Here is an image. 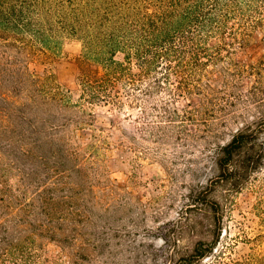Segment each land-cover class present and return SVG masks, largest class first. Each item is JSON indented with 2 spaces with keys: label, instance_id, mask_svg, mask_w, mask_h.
Here are the masks:
<instances>
[{
  "label": "trees",
  "instance_id": "1",
  "mask_svg": "<svg viewBox=\"0 0 264 264\" xmlns=\"http://www.w3.org/2000/svg\"><path fill=\"white\" fill-rule=\"evenodd\" d=\"M255 30L264 37V0H0V264L10 261L13 250L26 247L24 232L52 240L57 233L65 239L84 233L79 226L58 232L49 225H68L78 212L54 208V197L43 196V187L59 183L52 173L81 170L55 133L69 121L71 107L82 112L85 102L120 107L123 98L162 109L158 117L175 137L194 136L188 124L195 123L203 124L206 138L213 140L207 141L213 147V178L189 189L187 203L161 237L173 243L163 253L164 264H201L219 239L232 194L264 158V122L244 123L226 142H217L222 131L214 128L215 108L231 95L233 84L225 82L211 92L204 77L225 60L221 49L242 45ZM65 38L80 42L85 60L106 66L101 76L82 75L75 102L26 63L56 52ZM118 53L121 59L115 58ZM257 66L264 69L263 59ZM161 94H197L204 103L170 109ZM83 216L82 223L89 219Z\"/></svg>",
  "mask_w": 264,
  "mask_h": 264
},
{
  "label": "rangeland",
  "instance_id": "2",
  "mask_svg": "<svg viewBox=\"0 0 264 264\" xmlns=\"http://www.w3.org/2000/svg\"><path fill=\"white\" fill-rule=\"evenodd\" d=\"M220 53L225 60L207 72L204 82L211 92L225 82L233 84L231 95L220 101L213 119L214 128L222 131L217 142L224 143L237 126L264 122V69L258 70L257 66L264 61L263 33L255 30L242 45L228 52L221 49ZM121 57L119 53L115 56ZM26 63L33 74L52 78L74 102L78 100L82 75L94 78L106 71L104 64L85 60L80 42L72 38L63 39L56 52L32 57ZM220 66L231 72L224 73ZM158 97L168 102L170 109L196 108L204 103L197 94ZM122 100L120 107L86 102L83 112L71 107L66 113L69 121L55 133L73 152L81 170L67 176L52 173L59 183L43 187V196L54 197V208L78 212L68 225L62 221L49 225L58 232L79 226L84 233L76 239H65L57 233V239L52 240L35 231L24 232L29 237L22 240L26 247L13 250L7 257L10 261L165 263L163 253L173 245L172 238H161L165 228L187 203L189 189L214 176L209 169L213 147L207 142L213 140L206 138L203 124L195 123L188 124L194 136L175 137L163 117H158L164 114L162 109H153L144 101ZM9 182L13 184L14 177ZM32 192L28 194L32 196ZM231 199L219 239L201 264H264V158ZM81 214L88 216V221H79ZM178 244L184 245V239Z\"/></svg>",
  "mask_w": 264,
  "mask_h": 264
}]
</instances>
